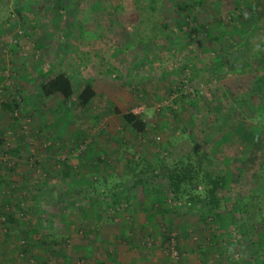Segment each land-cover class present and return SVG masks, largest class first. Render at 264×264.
<instances>
[{"label":"rangeland","instance_id":"1","mask_svg":"<svg viewBox=\"0 0 264 264\" xmlns=\"http://www.w3.org/2000/svg\"><path fill=\"white\" fill-rule=\"evenodd\" d=\"M182 5L190 10L178 16ZM122 7L121 0H0V222L5 210L18 221L8 224L15 229L13 258L19 264H264L263 228L245 237L235 212L218 224L208 221L199 208L176 206L163 182H133L127 166L132 154L156 167L188 154L212 120L204 100L222 96L217 86L247 87L248 78L228 76L220 63L250 30L249 12L237 0H163L160 18L173 30V47L145 42L148 18L124 21ZM185 15L206 31L178 32ZM58 73L71 79L76 94L93 86L97 95L86 109L75 105L76 97L70 106L60 95L42 96L40 85ZM6 103L18 106L14 115L2 109ZM140 109L142 137L123 119ZM201 165L225 174L218 160L203 158ZM98 179L107 189L126 186L112 190L121 199L134 183L135 198L93 204L82 193ZM105 212L115 221L96 219ZM46 237L62 242L45 248Z\"/></svg>","mask_w":264,"mask_h":264},{"label":"trees","instance_id":"2","mask_svg":"<svg viewBox=\"0 0 264 264\" xmlns=\"http://www.w3.org/2000/svg\"><path fill=\"white\" fill-rule=\"evenodd\" d=\"M162 1L121 0V7L123 6L121 9L126 8L128 15L125 18L120 14L119 17L121 16L124 21L148 18V21H144L148 29L144 41H162L174 47L178 42L175 43L173 40V30L160 18ZM237 1L249 12L251 28L243 35L239 44L223 54V59H226L227 63L221 62L220 65L226 69L228 76L248 78L247 87L232 92L228 84H224V88L217 86L222 96L216 101L210 97L204 100L212 114V120L200 138L193 143L192 151L188 154L172 162L166 159L157 167L144 157L132 154L127 166L133 182L140 181L142 184L163 182L164 194L170 197L176 206L199 208L208 221L218 224L228 214L235 212L243 218L246 229L244 236L248 237L258 227L264 229V0ZM189 10V6L182 5L175 13L181 16ZM189 21V15L183 16L175 29L180 33H183L185 28L190 29L188 37H192L196 32L206 31L205 26L193 24L195 23L193 18L191 23ZM144 41L137 43L136 46L142 47ZM40 89L44 98L60 95L63 102L70 106L72 104L70 101L76 97L75 105L82 109H86L97 95L90 84H86L76 94V88L65 73H58L49 81L42 83ZM17 108L18 106L13 107L8 103L2 106V109L13 115ZM115 111L119 113L118 110ZM123 119L125 127L135 135L142 137L146 134L147 126L141 114L128 112L123 115ZM238 144L241 145V149ZM203 158L220 161L225 174L214 175L204 170L201 165ZM101 180H96L92 188L82 193V196L92 197V200H95L93 204L96 202L100 205L105 201L113 207L119 204L127 205L135 198L134 183L126 189L121 199L119 198L121 196L112 190L126 186L107 189L105 181ZM126 195L129 197H125ZM157 203L161 208L162 201L158 199L154 204ZM160 212L165 215L169 211L164 209ZM103 215L111 222L116 219L109 212L97 214L96 219ZM2 216L5 217L0 222L3 226L18 222L9 211L5 210ZM46 239L49 240L47 237ZM168 240L170 243L171 238ZM61 242L54 239L52 244L57 246ZM24 244L26 246V242H23Z\"/></svg>","mask_w":264,"mask_h":264},{"label":"crops","instance_id":"3","mask_svg":"<svg viewBox=\"0 0 264 264\" xmlns=\"http://www.w3.org/2000/svg\"><path fill=\"white\" fill-rule=\"evenodd\" d=\"M16 223H14V225ZM14 231L15 229L10 228L9 225L3 226L0 224V235L2 237V239L0 240V264H19V262H16L15 260L16 257L13 258L12 256L13 253L11 252V250H13V236L12 235ZM41 245H43V247L45 248L49 247L50 249L53 247L52 242H48L46 238L43 241H41Z\"/></svg>","mask_w":264,"mask_h":264},{"label":"built area","instance_id":"4","mask_svg":"<svg viewBox=\"0 0 264 264\" xmlns=\"http://www.w3.org/2000/svg\"><path fill=\"white\" fill-rule=\"evenodd\" d=\"M23 35L22 32H19L18 37H21ZM143 113V110L140 109V111L137 113V115H140Z\"/></svg>","mask_w":264,"mask_h":264}]
</instances>
